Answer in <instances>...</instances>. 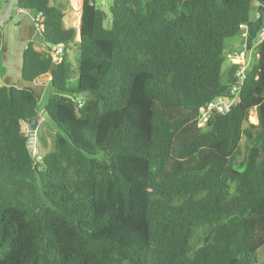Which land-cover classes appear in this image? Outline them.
Here are the masks:
<instances>
[{
    "label": "trees",
    "instance_id": "obj_1",
    "mask_svg": "<svg viewBox=\"0 0 264 264\" xmlns=\"http://www.w3.org/2000/svg\"><path fill=\"white\" fill-rule=\"evenodd\" d=\"M15 4L41 15L20 75H50L57 132L36 162L37 93L0 87V264H259L264 40L236 100L238 65L221 80L254 0H83L78 41L50 0ZM220 97L227 112L198 126Z\"/></svg>",
    "mask_w": 264,
    "mask_h": 264
},
{
    "label": "crops",
    "instance_id": "obj_2",
    "mask_svg": "<svg viewBox=\"0 0 264 264\" xmlns=\"http://www.w3.org/2000/svg\"><path fill=\"white\" fill-rule=\"evenodd\" d=\"M82 1L50 0L51 5L59 7L63 12L62 27L64 29H76L75 41L79 39ZM93 1L98 3L97 0ZM33 17L34 14L32 12L17 8L15 0H0V21H2L0 33V87L8 85L30 86L37 93L39 105L41 98H44L46 102L48 96L53 93L50 87V75L37 78L29 84L23 82L20 75L22 52L26 45L30 41H35L37 49L44 48L43 44L35 39L36 32L33 26ZM262 30H264V0H254L251 21L242 28L239 35L242 40V48L233 53L234 64L238 65V70L244 69L246 72L254 63L256 58L255 50L261 42L260 34ZM75 50V47L70 46L68 52L66 51L68 60L74 67L77 66V59L72 56L75 63L73 64L70 54ZM38 116L37 128L42 124L39 112ZM253 116L256 118L255 115ZM255 120L256 123L253 124H257V119Z\"/></svg>",
    "mask_w": 264,
    "mask_h": 264
},
{
    "label": "rangeland",
    "instance_id": "obj_3",
    "mask_svg": "<svg viewBox=\"0 0 264 264\" xmlns=\"http://www.w3.org/2000/svg\"><path fill=\"white\" fill-rule=\"evenodd\" d=\"M97 2H99V0H97ZM241 48H242V40L239 36H236L226 41L224 64H223L222 71H221V80L223 82H226L227 74L231 66L234 64V60H235L234 55H233L234 51H238ZM67 52H68V49H67ZM72 56H75L76 59L78 58L76 50L72 51L70 54L72 63L75 64ZM44 103H45L44 98H41L39 105L37 106L39 115H41V118H42V124L39 125L34 135L33 152H36L38 155L48 153L52 150L51 141L57 132L52 122L48 119V117L44 113ZM255 119L256 118L254 116L251 117L250 122L256 123ZM257 258H258L259 264L264 262V247L258 250Z\"/></svg>",
    "mask_w": 264,
    "mask_h": 264
},
{
    "label": "built area",
    "instance_id": "obj_4",
    "mask_svg": "<svg viewBox=\"0 0 264 264\" xmlns=\"http://www.w3.org/2000/svg\"><path fill=\"white\" fill-rule=\"evenodd\" d=\"M104 2H105V0H101L102 4H104ZM40 21H41V15L40 14L34 15L33 26H34L35 31L40 30V26H39ZM1 24H2V21H0V33H1ZM260 36H261V41L264 40V30L261 31ZM54 52H55L54 57H57L58 55H60L62 53V47H54ZM244 76H245V70L244 69L238 70L236 75H235V77L238 79V82L229 86V89H228L229 95L232 96L234 98V100H236L238 98V92H239L240 84H241V81L243 80ZM229 104H227V98L220 97L216 101L209 103L206 106V108H200L199 109V112H200L199 117L200 118H199L198 126H203V124L207 120L208 113L212 110H216L219 113L227 112V110L229 108ZM25 129H26V133L28 134L29 131H28V125L27 124H25ZM32 155H33V158L36 162L40 161V156L36 152L32 151Z\"/></svg>",
    "mask_w": 264,
    "mask_h": 264
},
{
    "label": "water",
    "instance_id": "obj_5",
    "mask_svg": "<svg viewBox=\"0 0 264 264\" xmlns=\"http://www.w3.org/2000/svg\"><path fill=\"white\" fill-rule=\"evenodd\" d=\"M79 38H80V31H79ZM58 47H63V45H59ZM56 69V66H52L49 70V74L52 73V71ZM230 103V100L227 98V104ZM28 125V131H29V135H28V139H27V148L29 151H33L34 150V135L36 132V128L38 126V119L37 118H32L27 122Z\"/></svg>",
    "mask_w": 264,
    "mask_h": 264
},
{
    "label": "bare ground",
    "instance_id": "obj_6",
    "mask_svg": "<svg viewBox=\"0 0 264 264\" xmlns=\"http://www.w3.org/2000/svg\"><path fill=\"white\" fill-rule=\"evenodd\" d=\"M73 4H75V3H73Z\"/></svg>",
    "mask_w": 264,
    "mask_h": 264
}]
</instances>
